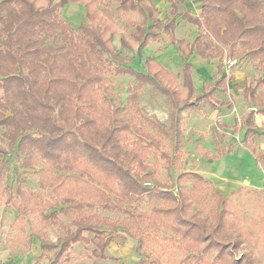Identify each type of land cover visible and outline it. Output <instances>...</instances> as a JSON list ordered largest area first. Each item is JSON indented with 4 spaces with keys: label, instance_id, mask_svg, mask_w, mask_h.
I'll return each mask as SVG.
<instances>
[{
    "label": "trees",
    "instance_id": "obj_1",
    "mask_svg": "<svg viewBox=\"0 0 264 264\" xmlns=\"http://www.w3.org/2000/svg\"><path fill=\"white\" fill-rule=\"evenodd\" d=\"M113 1L118 9L137 11L142 16L144 24L133 35L139 48H144L145 39L154 35L155 29H174L178 5L196 0H163L169 3L167 14L174 17L169 21L164 17V22L154 16L155 8L146 0ZM198 1V16L178 12L199 30L186 46L185 57L194 51L207 62L218 57L234 63L228 74L195 93L193 65L185 58L181 76L186 92L181 96L157 74L135 70L131 61L123 62L126 55L111 43L114 32L87 2L46 0L45 5H38L35 0H0V187L4 188V176L12 169V158L22 171L41 163L39 191L24 190L14 170L16 184L13 190L9 186L5 191L17 220L38 214L58 230L55 242L46 236L40 239L42 251H55L48 264H59L76 242L85 245L90 241L95 247L89 256L111 260L113 257H106L104 251L116 232L137 243L139 264H207L211 250L216 254L210 264L214 260L220 263L241 243L238 228L229 231L226 227L227 198L215 191L209 179L192 170L183 172L179 179L186 177L190 182L184 191L164 186L156 177L157 167L169 170L178 165L184 112L230 106L216 95L228 91L232 67L243 58L250 59L261 73L252 83L240 87L243 100L252 110L233 124H216V128L243 131V147L264 171V153L254 142L260 132L254 116H264V0ZM69 2H80L85 8L84 22L76 28L61 15ZM106 30L108 35L104 37ZM181 42L177 39L172 43ZM121 44L124 47L123 39ZM116 75L133 78L125 103L112 93ZM145 85L167 101L171 110L168 124L138 107ZM223 139L224 132H216L215 152L198 153L218 158L233 152V145L223 143ZM195 145L198 149L197 142ZM205 184L211 188L206 194ZM211 199L219 200L214 213L206 202ZM143 201L148 206L141 210ZM62 214L70 221H60ZM30 235V239L41 237Z\"/></svg>",
    "mask_w": 264,
    "mask_h": 264
},
{
    "label": "rangeland",
    "instance_id": "obj_2",
    "mask_svg": "<svg viewBox=\"0 0 264 264\" xmlns=\"http://www.w3.org/2000/svg\"><path fill=\"white\" fill-rule=\"evenodd\" d=\"M38 5H45L46 0H35ZM55 2L57 0H54ZM90 5L92 11L104 17L109 29L114 32L112 36V46L126 55L123 62L131 61L135 70L148 71L157 74L169 87L175 88L181 96L185 95V88L182 85V62L187 58L192 65L191 80L195 93H200L204 85L210 84L223 74H228L229 66L224 59L218 57L207 62L194 51L190 56L185 57L186 46H189L199 33L196 25L182 19L179 14L188 12V15L198 16L201 4L198 0L187 1L177 6L178 12L174 29L170 32L155 29L154 35H148L145 39L144 48H139V42L133 33L136 28L141 27L143 18L137 11H124L117 7V2L113 0H82ZM152 3L155 10L154 16L164 22L174 18L168 12L169 3L163 0H146ZM61 15L72 27H77L84 22L85 8L80 2H69L61 10ZM103 13V14H102ZM163 19V20H162ZM151 21L148 22L150 24ZM97 26L98 23L91 22ZM104 37L108 31L102 33ZM121 39L125 45L122 47ZM182 40L181 43L174 44L175 40ZM185 49H184V48ZM143 49V50H142ZM183 52H182V51ZM137 51L141 54H137ZM147 58L146 62L144 61ZM233 62V61H232ZM234 63V62H233ZM231 67V66H230ZM233 79L227 82V92L218 91L217 97L230 104L229 107H217L209 110L204 107L200 111H186L183 116V145L182 153L179 156L177 167L169 170L157 167L156 177L160 184L164 186L172 185L173 190L177 187L186 191L190 187V182L186 177L179 179L183 172L194 171L202 177L209 179L217 193L226 199L224 210L227 212V225L229 231L234 227L241 233L242 241L236 249H230V257L222 262L214 260L212 264H264V171L256 162L254 156L243 147L242 132H235L231 128L223 127V143H231L233 152L226 153L218 158H210L200 155L199 150L214 153L216 124H233L234 120L240 118L248 108L247 102L242 98L241 86L252 83L261 73L255 68L254 63L243 58L236 61L232 67ZM133 78L128 75H116L113 77L112 93L114 97H120V103H125L128 96L127 89L132 84ZM117 99V98H116ZM138 107L142 108L146 114L153 116L164 124L169 123L170 107L164 96L157 93L149 85L142 87L139 97ZM261 115V114H259ZM263 118L264 116L261 115ZM259 134L255 135L254 142L259 151L264 152V123L259 116L255 117ZM195 142L198 143V149ZM13 157V156H12ZM12 169L4 176V188L0 187V264H48L50 257L55 252L41 249V238H48L55 242L58 230L47 225L40 215H28L22 221L16 219V210L12 203L6 201L5 187H12L16 184V174L22 181V187L26 191H39L37 179L41 163L37 162L31 170L22 171L18 163L12 158ZM149 163H152L150 158ZM156 166V165H155ZM14 170V171H13ZM205 192L209 193L211 188L202 185ZM238 191H234L238 189ZM49 193L50 190L48 189ZM47 194V193H46ZM189 195V193H188ZM191 199V198H190ZM189 200V199H188ZM210 210H216L219 200H206ZM148 203H140L141 210L146 209ZM189 212V209L188 211ZM101 215H109L113 218H122L115 213L101 212ZM59 220L67 223L68 216L59 215ZM233 231V230H232ZM36 233L41 237L30 239V234ZM87 238L92 235L83 232ZM44 236V237H43ZM95 247L93 241L82 245L80 242L73 244L71 249L59 259V264H139L141 256L136 250L137 243L126 236L123 232L113 233V240L104 251V255L113 257L111 260L100 259L92 256L89 252ZM155 245V250L158 251ZM154 249L148 248L149 252ZM170 250H173L170 248ZM175 251V250H174ZM216 254V250L208 253L210 264L211 259Z\"/></svg>",
    "mask_w": 264,
    "mask_h": 264
},
{
    "label": "crops",
    "instance_id": "obj_3",
    "mask_svg": "<svg viewBox=\"0 0 264 264\" xmlns=\"http://www.w3.org/2000/svg\"><path fill=\"white\" fill-rule=\"evenodd\" d=\"M243 98V97H242ZM220 107H226V106H220ZM256 116H259L260 117V119H262V121L261 122H263L264 121V118L261 116V115H259V114H255V116H254V122H255V124L257 125L258 123L256 122V119H255V117ZM237 119H239V118H237ZM234 123V122H233ZM264 153V152H263Z\"/></svg>",
    "mask_w": 264,
    "mask_h": 264
},
{
    "label": "built area",
    "instance_id": "obj_4",
    "mask_svg": "<svg viewBox=\"0 0 264 264\" xmlns=\"http://www.w3.org/2000/svg\"><path fill=\"white\" fill-rule=\"evenodd\" d=\"M225 61H226L227 65H228L229 67L233 64V62L230 61V60H225Z\"/></svg>",
    "mask_w": 264,
    "mask_h": 264
}]
</instances>
